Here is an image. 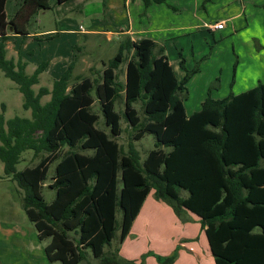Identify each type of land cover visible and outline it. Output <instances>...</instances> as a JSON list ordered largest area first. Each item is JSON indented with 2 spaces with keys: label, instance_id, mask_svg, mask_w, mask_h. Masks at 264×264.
Masks as SVG:
<instances>
[{
  "label": "trees",
  "instance_id": "1",
  "mask_svg": "<svg viewBox=\"0 0 264 264\" xmlns=\"http://www.w3.org/2000/svg\"><path fill=\"white\" fill-rule=\"evenodd\" d=\"M8 1L0 0V69L18 85L23 108L32 115L8 121L1 115L0 161L4 176L20 189L22 207L39 239L49 241L45 248L49 262L82 264L88 250L96 264H124L105 249L118 230L121 241L127 238L153 191L177 214L185 211L200 219L216 264H264V83L215 99L211 92L220 87L218 78L201 110L189 115L188 84L200 72L199 64L187 69L180 53L186 74L179 80L164 48L157 49L149 38H127L116 55L103 62L102 72L92 68L93 77L71 85L73 62L51 89L41 87L36 92L33 87L47 63L27 75L25 63L7 58L6 41L10 35H29L32 19L50 9L51 3L21 0L8 18ZM54 1L61 5L69 0ZM102 1L107 9V0ZM143 1L146 10L152 3L166 2ZM213 1L204 0L201 10ZM124 63L125 81L121 82L117 71ZM236 71L237 63L231 86ZM46 96L50 100L43 104ZM120 100L122 114L116 110ZM96 102L106 129L97 126ZM122 119L135 132L133 140L147 134L154 138L155 147L144 160L132 144L124 152L117 142L123 133ZM27 151L33 152V159L44 156L20 171L17 166ZM53 164L49 188L54 197L49 202L43 188ZM119 209L123 213L120 225ZM158 260L171 264L174 257Z\"/></svg>",
  "mask_w": 264,
  "mask_h": 264
},
{
  "label": "crops",
  "instance_id": "2",
  "mask_svg": "<svg viewBox=\"0 0 264 264\" xmlns=\"http://www.w3.org/2000/svg\"><path fill=\"white\" fill-rule=\"evenodd\" d=\"M11 1L5 7L8 18L7 7ZM165 1L162 4L152 3L146 10L143 0H107L108 8L102 6L109 23L103 31H88L80 25L79 30L72 33L86 37L105 36L108 43H115L117 47L127 38L152 39L157 43V49L164 48V54L179 80L186 74L180 66V53L186 60L187 69L192 70L195 59L198 57L202 60L206 56V51H197V41L209 34L219 35L223 43L226 38L232 41L233 54L238 56L234 94L251 90L259 82L264 83V0H214L207 4L205 10H201L204 0ZM20 3L12 6L13 14ZM220 22L225 24L223 30L209 29V26ZM37 35L29 33L25 37ZM13 36L24 38L19 35H10L9 38ZM214 50L209 60L202 61L201 71L189 81L190 95L185 102L189 115L201 110L209 85L221 69L217 64L209 65L211 78L200 87L205 77L203 68L213 61L216 55ZM192 86L199 92L193 90ZM222 87L226 93H213V98L223 99L227 96L229 78ZM0 176V183L10 182L11 185L0 186V264H51L45 252L49 241L39 239L35 226L24 214L20 189L3 173ZM116 237L117 245L114 246L112 242L105 253L116 254L124 264H164L158 257H174L171 264H216L200 219L185 211L177 214L169 204L156 199L153 191L145 199L127 238L121 241L120 235Z\"/></svg>",
  "mask_w": 264,
  "mask_h": 264
},
{
  "label": "rangeland",
  "instance_id": "3",
  "mask_svg": "<svg viewBox=\"0 0 264 264\" xmlns=\"http://www.w3.org/2000/svg\"><path fill=\"white\" fill-rule=\"evenodd\" d=\"M21 0H12L8 7L7 13L9 17L13 15L11 9L16 3ZM51 8L39 12L30 22L28 26V32L33 35L38 34L36 37H10L6 42L7 58L14 60L16 63L22 61L26 64L27 75H33L36 69L43 63H47L46 69L39 76V84L35 85L33 89L38 92L41 87L52 88L53 83L59 79L70 66L75 62V68L73 70V77L71 85L84 77H93L91 69L102 72L103 62L113 58L119 50V47L115 46V43H108L105 36H89L72 33L75 30H79L80 25H83L85 30H97L103 31L107 21L106 16L103 14V1L102 0H71L64 4L58 5L54 0H50ZM52 31V32H51ZM43 32V33H42ZM41 33V34H39ZM208 35V34H207ZM54 36L53 38H50ZM197 51L205 52L204 57L195 59L193 67L199 64L202 65V61L210 59V53L216 52L213 61L209 62L203 70L205 71V77L200 83V87L208 82L207 79L211 78L210 67L211 64H217L220 67L217 78L213 79L207 90L216 80L220 79V87L212 89L211 94L223 95L226 93V89H223V82L226 83L229 78V93H234L231 82L234 75V66L238 65V56L233 54L232 41L226 38L223 40L218 36L209 34L206 38L202 37L197 41ZM191 58V57H190ZM235 59V62H234ZM192 67V66H191ZM192 67V68H193ZM127 64L124 63L120 70L117 71L118 79L121 82L125 81V72ZM201 71V70H200ZM70 85V86H71ZM193 87V90L199 92ZM200 89V88H199ZM213 96V95H212ZM225 96V97H227ZM195 95L193 96V98ZM197 97V96H196ZM50 100V96L43 98L42 103L45 104ZM24 97L20 92L18 85L7 78L4 72L0 69V117L4 115L5 120H11L15 117L31 118V110H25L23 108ZM192 102L189 105V111ZM136 108L139 111V115L144 120L145 116L141 107V103H138ZM124 105L120 100L117 103L116 110L118 113L123 112ZM93 110L100 115V121L97 126L100 129H106L104 125V119L102 116L101 108L98 102H96ZM123 133L120 137L116 138L117 142L122 146L124 152L129 150L132 144L134 148L139 152L142 160L146 158L148 153L154 149V138L147 134L143 139L139 141L133 140L135 132L130 125L122 119L121 121ZM68 149H64L66 152ZM86 153H92L86 151ZM41 155L37 159H33V152L27 151L23 154L22 160L17 166L18 170H23L26 167L35 166L42 158ZM56 164V163H55ZM55 164H53L48 173V180L44 185L43 194L47 201H51L54 197V192L49 188V184L53 182V176L55 171ZM3 163L0 161V173H3ZM9 186L10 182L0 183V186ZM120 188L122 184L120 183ZM12 195V193H11ZM182 195H187L186 192H182ZM17 201V198H15ZM20 200V199H19ZM24 214H26L24 212ZM123 219V213L119 209L117 213V220L119 225ZM117 235H120L118 230ZM118 238L116 237L113 244L117 245ZM108 250V249H107ZM111 253V252H110ZM107 254V252H106ZM108 255V254H107ZM96 260L92 253L87 250L86 259L82 264H96Z\"/></svg>",
  "mask_w": 264,
  "mask_h": 264
},
{
  "label": "built area",
  "instance_id": "4",
  "mask_svg": "<svg viewBox=\"0 0 264 264\" xmlns=\"http://www.w3.org/2000/svg\"><path fill=\"white\" fill-rule=\"evenodd\" d=\"M225 27L224 22H220L215 24L214 26H209V29H215V30H223Z\"/></svg>",
  "mask_w": 264,
  "mask_h": 264
}]
</instances>
